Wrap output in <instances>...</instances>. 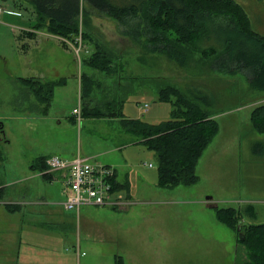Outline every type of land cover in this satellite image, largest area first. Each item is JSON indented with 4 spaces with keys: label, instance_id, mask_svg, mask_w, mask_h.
<instances>
[{
    "label": "rangeland",
    "instance_id": "374dc122",
    "mask_svg": "<svg viewBox=\"0 0 264 264\" xmlns=\"http://www.w3.org/2000/svg\"><path fill=\"white\" fill-rule=\"evenodd\" d=\"M0 5L4 11L11 9L8 0H0ZM80 6V28L87 37L83 41L79 34L78 42L73 43L68 41L73 36L62 40L48 34L45 26L39 28L36 39L23 38L19 34L25 28L0 16V203L4 207L5 203L15 204V195L33 186L29 183L23 189L19 180L33 176L40 180L45 174L31 169L30 163L39 155L65 159L80 149L84 156L95 158L93 153L102 152L96 156L99 160L90 161L107 163L117 171L118 180L127 175L134 195L123 207L83 204L71 210L81 220L80 228L72 227L70 239L80 235L81 251L90 252L94 264H114L115 254L122 256L124 264H240L244 249L237 232L264 222V133L257 132L250 121L252 110L264 105V90H252L242 72L216 71L202 62L199 65L197 58L180 66L164 54L151 52L149 47L158 40L138 36L132 21L95 16L84 0ZM254 6L264 18V8ZM22 13V20L29 17V12ZM163 32L168 38L177 35ZM94 52L108 61L107 67L100 60L97 63L102 67L90 65ZM19 77L59 83L46 112L45 103ZM191 81L215 95L211 118L218 123L219 132L197 165L198 181L190 186L158 187L154 152L122 130L115 119L83 117L82 105L120 110L127 117L147 122L168 119L172 106L157 100L159 88L176 85L187 94L183 85ZM167 99L177 100L173 95ZM113 104L117 106L111 108ZM256 142L263 146L252 152ZM40 185L38 198L64 199L58 174ZM250 205L254 217L246 211ZM216 207H233L234 214L242 217V226L231 229L219 222ZM0 211L5 212L1 223L8 212ZM9 226L5 221L0 224V242L7 246L6 251L0 249V264H13L14 237L19 235L14 227L5 230Z\"/></svg>",
    "mask_w": 264,
    "mask_h": 264
},
{
    "label": "trees",
    "instance_id": "16d2710c",
    "mask_svg": "<svg viewBox=\"0 0 264 264\" xmlns=\"http://www.w3.org/2000/svg\"><path fill=\"white\" fill-rule=\"evenodd\" d=\"M8 1L10 10L15 14V19L10 20L19 21L21 27L25 28L20 30L19 34L23 38L36 39L41 26L46 27L45 31L48 34L62 40H68L73 36L74 38L68 40L69 43L78 42L79 34L83 41L87 37L80 28L81 0ZM84 2L89 9L95 11V16L98 13L111 15L124 23L132 21L138 29V36L141 34L146 38L158 40L149 47L153 53L164 54L180 66H187L193 58H197L194 60H198L199 65L202 62L216 71L228 74L242 72L246 75L252 90H264V29L261 28V25L264 27V19L255 12L256 8L252 9L256 7L255 0H84ZM150 3L151 6L147 8ZM22 12H29V17L22 20L20 17L23 15ZM167 30L177 34L174 39L162 34ZM83 41L82 46H86ZM197 52L204 55L197 57ZM97 60L107 67L108 61L103 60L98 52L91 54L90 65L102 67ZM18 80L31 89L38 101L45 103L43 111L46 112L52 101L50 98L54 87L59 83L51 80L47 84H42L40 79L34 77H19ZM86 85H89V82H86ZM183 86V91L187 94L176 85L159 88L157 100L168 102L172 106L170 116L165 120L147 122L140 118H129L120 110L110 112L107 108L96 106L83 108L82 105L83 117L116 118L125 131L137 136L139 142L157 157L158 187L190 186L198 181L197 164L219 132V125L211 118L215 95L195 81L186 82ZM85 90L87 91V88ZM170 95L175 96L177 100H168L167 97ZM123 103L119 104L118 109L122 108ZM116 106L113 104L111 108ZM250 121L257 132L264 133V105L256 106L252 110ZM0 130L2 131L1 123ZM259 146H263V143H253L252 152H258L256 148ZM49 157L38 156L30 164L31 169L45 172L42 174L45 181H50L56 175L46 171L49 168L47 162ZM113 184L115 188L127 192L128 182L122 183L114 179ZM5 207L13 212L18 206L5 203ZM234 211L233 207H216V219L231 229L240 224L242 226L241 215L234 214ZM246 211L248 215L255 216L252 205L247 207ZM238 230L240 229L237 227ZM241 234L243 238L237 237V240L243 246L244 253L239 258V263L264 264V222L247 225ZM114 264H124L121 255L114 256Z\"/></svg>",
    "mask_w": 264,
    "mask_h": 264
},
{
    "label": "crops",
    "instance_id": "0c3cea01",
    "mask_svg": "<svg viewBox=\"0 0 264 264\" xmlns=\"http://www.w3.org/2000/svg\"><path fill=\"white\" fill-rule=\"evenodd\" d=\"M255 2L259 7H264V0H255ZM14 15V11L12 10H6L0 14V16H2L5 20H7V18L9 20H14ZM10 16H13V18H11ZM260 18L264 19L261 16ZM7 22H12L20 27L22 26L19 21L15 22L7 20ZM100 118L106 120L115 119L114 121H117V123L119 124L116 118ZM122 130L124 129L122 128ZM136 141L139 142V138L137 136ZM115 147L119 148L120 146L116 145ZM81 152L82 150L79 149V151L71 158L65 159L70 160L74 158V156L80 155L86 157L90 161V159L99 160V157H96L97 155L102 156V152L93 153L95 158L84 156L83 154H81ZM94 163L101 162L94 161ZM126 178L128 179L127 175L122 180H118L116 171V179L118 180V182H128L129 186L127 187V189L129 191H124V194L127 196L128 200L132 202L134 191L133 189H131V183L129 182V180H125ZM42 182L47 183V180L45 181L42 176L40 177V180H36V178L33 176L26 177L25 179H21L18 181V184L23 189H26L29 183L33 186L27 189L25 193L15 195V197L13 198V203H15V205H17L18 207L13 212L8 211L6 207H4V203L1 204L2 201H0V210H6L8 212V215L1 221V223L3 221L10 223V226L5 230H11L12 227L18 230L19 237H14L15 243L13 264H94L93 260L90 258V252L81 251L82 240L80 235H78L76 240L73 238L70 239L72 235V227H75V229L80 228L79 226L81 217L79 219H76L75 216L77 215L73 211L65 210L61 204L62 200H54L52 198H49L48 196V199L46 197L38 198L37 192ZM46 188L45 191L47 190ZM16 212H18L17 216H15ZM4 213L5 212L0 211V216L4 215ZM1 242L0 249L6 251V244H2ZM86 247H88L89 250L91 248V246H88L87 244ZM95 258L99 257L95 256ZM112 261L114 262V258L112 259Z\"/></svg>",
    "mask_w": 264,
    "mask_h": 264
},
{
    "label": "built area",
    "instance_id": "2783aa9c",
    "mask_svg": "<svg viewBox=\"0 0 264 264\" xmlns=\"http://www.w3.org/2000/svg\"><path fill=\"white\" fill-rule=\"evenodd\" d=\"M2 12L4 7L0 5V14ZM47 162L46 171L58 174L63 181L62 204L66 210H76L83 204L118 208L131 202L123 189L114 187L116 170L109 165L91 162L80 155L72 160L53 155Z\"/></svg>",
    "mask_w": 264,
    "mask_h": 264
},
{
    "label": "water",
    "instance_id": "95a60500",
    "mask_svg": "<svg viewBox=\"0 0 264 264\" xmlns=\"http://www.w3.org/2000/svg\"><path fill=\"white\" fill-rule=\"evenodd\" d=\"M237 237H238L239 239H242V238H243V235H242L241 233H238V234H237Z\"/></svg>",
    "mask_w": 264,
    "mask_h": 264
}]
</instances>
